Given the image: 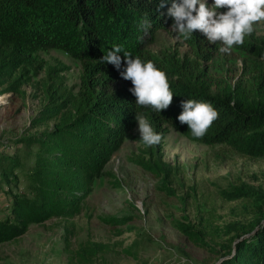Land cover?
<instances>
[{"label": "trees", "instance_id": "16d2710c", "mask_svg": "<svg viewBox=\"0 0 264 264\" xmlns=\"http://www.w3.org/2000/svg\"><path fill=\"white\" fill-rule=\"evenodd\" d=\"M171 3L166 0L159 8V0H0V93L17 91L42 70L39 50L62 49L82 66L77 96L65 97L48 87L49 102L32 117L30 129L56 117L58 122L16 139V143L35 148L32 166L25 174L30 194H9L8 213L0 218V244L24 235L30 224L78 215L105 165L126 139L133 138L136 112L149 119L162 134V141L172 128L198 143H224L244 154L264 156V66L255 63L250 87L222 84L208 66L217 44L209 43L199 31L189 40L182 38L193 59L144 49L145 36L172 26L173 19L167 15ZM145 17L150 27L141 26ZM114 44L165 72L173 92L167 109L157 113L150 106L135 105L136 97L129 91L131 82L117 87L125 80L120 72L126 65L122 62L116 69L99 61ZM233 47L264 63V36H246L243 45ZM120 55L123 59L122 52ZM187 99L210 103L218 112L202 138L194 137L188 125L177 119L183 110L181 101ZM160 145L148 146V158L135 162L167 184L169 166L160 158ZM19 166L17 156L0 155V177L7 185L17 180ZM161 189L171 191L167 186ZM221 195L227 200L253 197L264 203V190L245 183ZM130 218L98 216L112 227L126 225ZM263 220L261 213L248 224L230 223L224 232L228 238L215 244L206 240L204 229L189 222L174 221L173 227L194 245L222 254L220 264H264ZM68 247L66 243L69 263L95 264L109 245L87 240L74 249Z\"/></svg>", "mask_w": 264, "mask_h": 264}, {"label": "rangeland", "instance_id": "374dc122", "mask_svg": "<svg viewBox=\"0 0 264 264\" xmlns=\"http://www.w3.org/2000/svg\"><path fill=\"white\" fill-rule=\"evenodd\" d=\"M206 2L210 6L213 0ZM253 27L250 37L264 36V20ZM142 42L148 52L193 59L189 47L171 27L156 30ZM221 47L218 42L208 62L210 74L222 84L250 87L256 75L255 63H264L235 47L230 52L220 51ZM37 57L43 61L42 70L17 91L0 93V155H15L20 160L16 181L7 185L0 177V218L8 213L10 193L30 194L25 174L32 166L35 148L16 143V139L50 128L59 120L56 117L30 129L32 117L49 102L47 88L72 99L79 91L80 60L62 49L39 50ZM128 82L123 80L117 87ZM132 136L105 165L78 215L30 224L24 235L0 244V264H73L68 262L65 244L74 249L87 240L109 245L95 264H220L222 254L194 245L173 227V222H189L204 229L206 240L215 244L228 238L224 235L228 224H248L260 216L264 213L262 199L227 200L221 194L241 183L264 190V156L244 154L224 143H198L170 128L160 143L159 154L169 166L165 184L135 162L147 159L150 150L140 140L138 124ZM163 186L171 191L162 190ZM100 215L131 218L126 225L112 227L102 223Z\"/></svg>", "mask_w": 264, "mask_h": 264}, {"label": "clouds", "instance_id": "9594fccd", "mask_svg": "<svg viewBox=\"0 0 264 264\" xmlns=\"http://www.w3.org/2000/svg\"><path fill=\"white\" fill-rule=\"evenodd\" d=\"M166 0H159V8ZM226 8L221 12L219 9ZM167 15L173 19L171 31L184 40L193 37L199 31L211 44L222 45L220 51L230 52L233 46H241L245 37L254 31V25L264 20V0H213L209 6L206 0H172L167 8ZM142 27H150L147 17L141 22ZM123 53V59L120 53ZM100 63H110L116 69L126 65L120 75L130 80L129 91L136 97L138 107L150 106L154 112L167 109L173 101L168 78L152 61H142L139 57L124 49L123 45L114 44L111 50L104 52ZM182 112L178 116L181 124H187L191 134L202 138L218 118V112L207 102L187 99L181 101ZM140 140L145 146H156L162 141V134L154 130L149 119L136 112Z\"/></svg>", "mask_w": 264, "mask_h": 264}]
</instances>
